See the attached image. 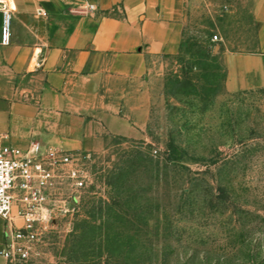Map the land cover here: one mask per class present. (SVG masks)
I'll return each mask as SVG.
<instances>
[{
	"label": "rangeland",
	"instance_id": "374dc122",
	"mask_svg": "<svg viewBox=\"0 0 264 264\" xmlns=\"http://www.w3.org/2000/svg\"><path fill=\"white\" fill-rule=\"evenodd\" d=\"M259 6L185 1L148 124L75 152L31 264H264V85L228 91L222 60L260 50Z\"/></svg>",
	"mask_w": 264,
	"mask_h": 264
},
{
	"label": "crops",
	"instance_id": "0c3cea01",
	"mask_svg": "<svg viewBox=\"0 0 264 264\" xmlns=\"http://www.w3.org/2000/svg\"><path fill=\"white\" fill-rule=\"evenodd\" d=\"M185 1L0 0L12 12L10 43H0V145L96 151L136 134L162 92L164 59L179 52ZM256 15L260 50L222 57L230 92L264 85V0ZM4 227L0 218V250Z\"/></svg>",
	"mask_w": 264,
	"mask_h": 264
},
{
	"label": "built area",
	"instance_id": "2783aa9c",
	"mask_svg": "<svg viewBox=\"0 0 264 264\" xmlns=\"http://www.w3.org/2000/svg\"><path fill=\"white\" fill-rule=\"evenodd\" d=\"M0 10V43L8 45L12 12L7 5ZM61 177L75 190L86 185L77 153L38 142L25 148L0 145V218L5 226L0 254L7 264H31L43 227L53 218L54 190Z\"/></svg>",
	"mask_w": 264,
	"mask_h": 264
}]
</instances>
